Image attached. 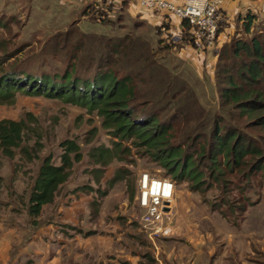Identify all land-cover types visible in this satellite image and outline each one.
Masks as SVG:
<instances>
[{
	"label": "rangeland",
	"instance_id": "obj_1",
	"mask_svg": "<svg viewBox=\"0 0 264 264\" xmlns=\"http://www.w3.org/2000/svg\"><path fill=\"white\" fill-rule=\"evenodd\" d=\"M93 1L0 0V19H2L4 27L3 30H0V71L8 68L11 64H16L14 67H17L18 70L61 75L66 65L73 63L78 66L79 75L85 78L92 77V72L82 70V65L92 64L91 61L94 60L95 54L91 46H86L81 51L77 50L74 61L51 55L49 57L44 54L49 51V49L43 50L46 41L54 33L70 28V24L73 22L76 24L73 28L77 27L85 35L99 33L115 37L128 34L135 43H138L136 40L145 41L150 45L158 65L161 67L165 65L169 69L171 74L166 72L171 75V82L179 81L180 78L195 91L199 103L205 109L207 108L213 113L221 112L217 88L212 81L214 61L223 44L219 35L211 51L197 52L191 46H185L183 40H180L182 35L179 32L181 28L179 21L169 17L165 19L164 13L144 10L137 3L129 1L124 3L123 9L119 11L122 16L118 18L117 14L112 15L116 26L111 29L110 26L89 23L80 12L83 8L82 5L89 2L94 3ZM174 1L180 2L179 0ZM258 8H260L263 20L264 3L258 5ZM116 10V7L112 9L114 12ZM233 11L234 21H231L233 26L231 28L229 25L225 26L230 28V31H234L239 38L247 40L248 36L241 32L242 26H239L240 24L235 21L236 17ZM260 21L255 24L254 34L264 30V20L262 23ZM157 26L160 27L157 28ZM170 39L173 43L170 42ZM160 40L162 41L160 42ZM127 56H129L127 59L119 62L117 71L120 77L125 71L129 72L128 83L133 88L129 105L135 107L134 119L141 120L138 119V116L143 112L160 113L164 103L160 96L165 91V73L140 68L132 60L131 55ZM172 75L176 78H172ZM172 89L178 90L174 86ZM14 95L12 101L0 102V120L22 121L27 128L26 132L30 134V138H27L29 154L37 153L39 156L38 160L29 161L28 158L33 156L19 160L17 155L13 161H10L0 155V177L3 178L4 191L1 196L4 203L16 200L11 203L12 206L4 207L5 210L15 207L18 212L15 216H19L18 222L23 223L25 221L23 218H27L28 215L21 206L19 198L16 199L13 192L10 195L9 191L14 190L19 197H27L26 193L29 191L32 178L37 172L41 159L51 155L53 163L59 165L60 156L63 153L60 145L69 140L78 145L77 154L80 157L73 161L69 176L57 191L54 202L43 210L39 218L40 221L53 219L57 222L60 220L76 228L81 224H87L90 227H99L113 233L114 247L117 250L116 256H113L111 252L109 258L108 255L102 254L104 249H98L101 260H96L97 262L121 263V261L130 258L131 264H154V262L151 263L152 260L155 261L154 247L140 230L139 212L133 205L137 175L141 172H148L168 178L175 183L174 203L176 206L173 208L170 221L165 220L166 224L171 222L175 225L181 217L182 209L190 217L194 211L199 213L202 209L207 208L209 216L217 220H212V222L203 220L201 226L202 232L207 229L208 231L204 232H209L213 238L210 241V247H213L218 240L215 233L221 225L220 222L223 223L228 219V225L230 223L236 228L240 227L236 231L243 232L238 238L243 237L251 244L255 255L250 254L249 256L257 259L258 264H264V175L257 176L256 173L254 175L260 180L257 192L253 176L248 177L247 181L243 179L238 181L235 177L241 173L240 171L235 172L233 176L227 174L230 182L226 185L230 186L226 193L230 197L229 200H235L236 208H232L234 210L232 218H223L219 213L213 211V204H216L218 211L222 209L218 205V197L222 194L219 190L220 185L223 184L222 180L221 184L216 185L217 187L212 186L206 195L198 193L191 189L194 183L187 178L183 181H175L173 177L177 176V169L171 175L168 174L166 169L160 165L159 160L156 161L153 156L151 157L146 145H138L141 143L140 139L135 136H115L113 127L105 123V118L101 116L97 108L73 105L60 98L41 95L30 96L20 92H16ZM181 97L182 95L179 94L174 105L167 106L165 108L167 112L160 115L164 118L169 117L172 108L179 106L177 102ZM145 103L146 107H138ZM241 128H245L243 124H241ZM247 130L250 129L247 128ZM70 157H73V154H70ZM14 169H19L15 175L12 174ZM12 176L15 179L13 184L11 183ZM194 194L196 195L194 196ZM188 198L192 204L189 209L186 206ZM237 200L243 202L239 204ZM194 206L197 207V210L194 209ZM236 209H243L241 210L242 214L237 213ZM95 211H97V215H95ZM222 226L220 227L221 233L224 232ZM41 233L38 231L35 234L37 236ZM229 233L230 236H227V239L235 235L231 232L227 234ZM163 234L159 237L160 239L167 235V233ZM106 243L103 241L102 246L108 247ZM161 245L163 248H161L162 252L159 254V258L163 264H165L164 259L167 264H174L173 255H169L173 245L179 246L182 253H186L191 247L185 238H182L181 241L166 239ZM70 249L72 247L68 246L65 250L66 253ZM228 249L230 248L228 247ZM27 251L25 246L21 256ZM16 257L15 254L11 264H17ZM19 258V263L31 259L33 264H44L42 259L37 256L36 258ZM244 258L247 259V256L244 255ZM79 264L82 263L79 262Z\"/></svg>",
	"mask_w": 264,
	"mask_h": 264
},
{
	"label": "trees",
	"instance_id": "obj_2",
	"mask_svg": "<svg viewBox=\"0 0 264 264\" xmlns=\"http://www.w3.org/2000/svg\"><path fill=\"white\" fill-rule=\"evenodd\" d=\"M93 2L82 5L80 12L86 21L114 29L116 23L112 15L117 14L118 18L122 16L119 11L127 1L106 9ZM115 7L117 10L114 12L112 9ZM257 17L247 12L244 17L235 19L237 23L243 20V34L248 39L244 40L235 34L218 51L212 81L217 88L221 112L213 113L205 109L199 103L195 91L179 77V81L171 82L169 69L165 65H158L150 45L145 41L136 40L138 43H135L128 34L115 37L99 33L85 35L76 26L73 28L76 25L73 22L70 28L54 33L46 41L43 50L49 51L44 54L74 61L77 50L91 46L94 60L90 59L92 64L82 65V70L92 72V77L79 75L78 66L73 63L66 65L61 75L18 70L14 67L16 64H11L0 71V102L12 101L14 94L20 92L97 108L105 118V123L113 127L115 136H135L141 140L138 145H146L151 157L159 160L168 174L171 175L177 169V176L173 177L175 181L187 178L194 183L192 190L206 195L212 186L217 187L222 180L224 185L221 184L219 188L222 194L218 197V205L222 209L218 211L216 204H213V211L223 218H232V208L236 206L235 200H229L226 193L230 186L226 185L230 182L227 174L233 176L240 171L235 177L238 181H247L248 177L253 176L257 192L260 180L254 175H264V30L253 33V23ZM180 26V40L185 46H191L190 26L186 21H182ZM224 26L219 25L218 34L224 31ZM1 29H4L2 19ZM170 42L173 43L171 39ZM127 55H131L140 68L165 73V91L160 96L164 103L160 113L143 112L138 116L141 120L134 119L135 107L129 105L133 95V88L128 83L129 72L125 71L120 77L117 71L119 62L127 59ZM172 78L176 77L172 75ZM173 86L178 90L174 91ZM179 94L182 95L177 102L179 106L172 108L169 117H162L160 114L167 112V106L174 105ZM138 107H146V103ZM241 124L245 128H241ZM26 130L22 121L0 120L2 157L10 161L17 155L19 160L30 156L33 157L28 158L29 161L39 159L37 153L29 154L27 138H30V134ZM60 147L63 151L60 164H54L51 155L43 157L32 178L27 197H19L14 190L9 191L10 195L13 192L15 198H19L30 218H37L43 207L54 202L57 191L69 176L73 161L80 157L77 154L78 145L74 141H64ZM18 170L14 169L12 174L15 175ZM11 180L13 184V176ZM237 202L240 204L243 201ZM241 210L236 209V212L242 214Z\"/></svg>",
	"mask_w": 264,
	"mask_h": 264
},
{
	"label": "crops",
	"instance_id": "obj_3",
	"mask_svg": "<svg viewBox=\"0 0 264 264\" xmlns=\"http://www.w3.org/2000/svg\"><path fill=\"white\" fill-rule=\"evenodd\" d=\"M179 1L181 2L182 0ZM262 2L264 3L262 0H225L222 4V9L225 14V21L222 25H229L230 28L233 26L231 23V21H234L232 10H234L235 19L244 17L247 12H250L256 17L258 16V19L254 21L253 25L256 24L263 18L260 14V8H258V5H262ZM166 18L168 19V17ZM238 23L240 24H238L239 26H242L243 20H239ZM224 28L226 29L219 34V38L222 39L223 44L228 42L235 34L234 31H230V28L226 26ZM240 30L243 33V29L240 28ZM2 182L3 178L0 177V264H11L15 254L17 255V264H33V260L31 259H28L24 263L22 261L19 263V257L36 258V256L42 259V263L44 264H79V262L82 264H131L130 258L121 261V263H115L113 261H96L101 260L99 259L98 249H104V253L102 254L108 255L109 258V253L112 252V255L116 256L115 253L117 252L114 247L115 237L113 233H109L107 230L104 231L99 227H90V225L81 224L80 227L76 228L60 220L57 222L53 219L40 221V215L37 218H30L28 216L27 218H23L25 220L23 223L20 221L18 222L17 219H19V216H15V214H18L15 207L5 210L4 206H12L11 203L16 202V200L10 203H4L3 197L1 196L4 193ZM190 195L192 194L190 193ZM195 195L196 194H194V196ZM196 198L198 199V197ZM172 204L174 208L176 206L174 200ZM191 205V201L188 198L186 203L188 209ZM48 206L49 205L43 207V210ZM194 207V209L197 208L196 206ZM206 210L207 208H205V210L202 209L199 213L194 211L189 217L184 209H182L181 217L176 221V224L173 225V223H169L164 232L167 233L166 237L162 239L158 238L155 242V247L153 248L155 261L152 260L151 263L163 264L159 258V254L162 252L161 248H163L161 245L163 240L171 239L181 241L182 238H185L191 244L192 248L190 247L187 252L185 250L186 253H182L179 246L176 247L173 245L169 255H173L172 258L174 261H172L174 264H258L259 261L257 259L249 256L250 254L255 255L253 254V248L249 241H246L243 237L238 238V236L240 237L243 234L241 231H236L239 230L240 227L236 228L230 223L228 225L227 220L223 221V223L219 221L221 224L220 227L223 225L222 228L225 233H221L220 227L216 229L217 233L215 234L218 240L213 247H210L209 244L213 238H211L209 232H204L208 231L207 229H204L202 232L201 226L204 222L203 220L210 222H212V220H217L212 219V217L209 216V212ZM95 215H97V211H95ZM38 231L42 233L36 236L35 233ZM228 232L235 235L227 239V236H230V233L227 234ZM103 241L107 242L106 244L108 247L102 246ZM244 242H246L247 245H245L246 243ZM25 246L28 251L21 256V252ZM68 246L72 247V249L66 253L65 250ZM228 247L230 249H228ZM106 250L108 251L106 252ZM244 255L247 256V259L244 258ZM92 260L93 262H91ZM164 262L167 264L165 259Z\"/></svg>",
	"mask_w": 264,
	"mask_h": 264
},
{
	"label": "built area",
	"instance_id": "obj_4",
	"mask_svg": "<svg viewBox=\"0 0 264 264\" xmlns=\"http://www.w3.org/2000/svg\"><path fill=\"white\" fill-rule=\"evenodd\" d=\"M101 8L118 6L123 1L137 3L144 10L162 12L180 23L190 26L191 48L197 52L213 49L218 28L225 19L222 4L225 0H94ZM175 196V183L168 178L141 172L136 178L134 208L139 212L138 225L145 237L155 247L157 239L165 232L170 221Z\"/></svg>",
	"mask_w": 264,
	"mask_h": 264
},
{
	"label": "clouds",
	"instance_id": "obj_5",
	"mask_svg": "<svg viewBox=\"0 0 264 264\" xmlns=\"http://www.w3.org/2000/svg\"><path fill=\"white\" fill-rule=\"evenodd\" d=\"M165 15V14H164Z\"/></svg>",
	"mask_w": 264,
	"mask_h": 264
}]
</instances>
